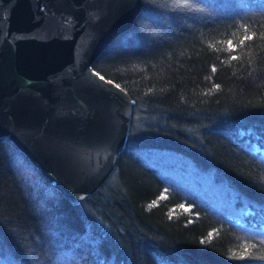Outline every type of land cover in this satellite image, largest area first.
Returning <instances> with one entry per match:
<instances>
[{
  "label": "trees",
  "instance_id": "obj_1",
  "mask_svg": "<svg viewBox=\"0 0 264 264\" xmlns=\"http://www.w3.org/2000/svg\"><path fill=\"white\" fill-rule=\"evenodd\" d=\"M140 1L90 66L131 99L98 189L0 137V264H264V0Z\"/></svg>",
  "mask_w": 264,
  "mask_h": 264
},
{
  "label": "water",
  "instance_id": "obj_2",
  "mask_svg": "<svg viewBox=\"0 0 264 264\" xmlns=\"http://www.w3.org/2000/svg\"><path fill=\"white\" fill-rule=\"evenodd\" d=\"M140 0H0V137L70 203L116 164L131 99L90 67Z\"/></svg>",
  "mask_w": 264,
  "mask_h": 264
},
{
  "label": "snow or ice",
  "instance_id": "obj_3",
  "mask_svg": "<svg viewBox=\"0 0 264 264\" xmlns=\"http://www.w3.org/2000/svg\"><path fill=\"white\" fill-rule=\"evenodd\" d=\"M251 37H249V39H250Z\"/></svg>",
  "mask_w": 264,
  "mask_h": 264
}]
</instances>
